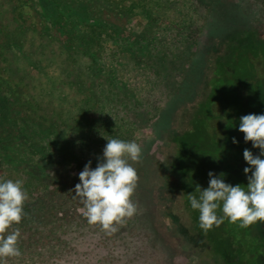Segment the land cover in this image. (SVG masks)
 I'll use <instances>...</instances> for the list:
<instances>
[{
  "label": "rangeland",
  "instance_id": "rangeland-1",
  "mask_svg": "<svg viewBox=\"0 0 264 264\" xmlns=\"http://www.w3.org/2000/svg\"><path fill=\"white\" fill-rule=\"evenodd\" d=\"M32 3L43 16L39 1ZM123 5L133 8L125 23L139 34L137 43L106 41L100 63L112 82L99 90L96 126L69 132L65 148L76 162L97 164L107 139L138 143L142 158L133 163L139 181L132 197L138 211L111 234L85 222L74 189L50 176L60 168L54 157L62 151L48 143L51 139L35 143L33 126L13 118L21 136L6 157L0 156V181L23 182L24 208L36 210L47 229L38 222L21 225L22 255L7 264H233L239 259L227 262L215 253L217 244L211 246L189 216L179 188L207 161L187 153L179 140L211 97L213 112L223 117H204L234 121L220 134L223 153L235 167L241 161L243 173L244 165L249 167L243 151L259 155L245 142L239 122L243 115L264 114V0H123ZM0 38L8 41L12 77L23 79L36 104L75 116L79 94L64 84L65 51L32 30L20 33L8 0H0ZM244 229L235 226L238 233ZM231 235L239 243L234 229ZM245 248L252 259L264 243L253 238Z\"/></svg>",
  "mask_w": 264,
  "mask_h": 264
},
{
  "label": "trees",
  "instance_id": "trees-1",
  "mask_svg": "<svg viewBox=\"0 0 264 264\" xmlns=\"http://www.w3.org/2000/svg\"><path fill=\"white\" fill-rule=\"evenodd\" d=\"M8 1L12 3L14 21L20 33L32 30L40 38L46 37L65 51L64 84L66 88L79 94V98L76 102L77 113L72 117H63L61 112L41 109L34 96L29 94L23 79L16 80L12 77L13 72L6 57L10 50L8 41L0 38V156L6 157L10 152L9 148L16 140H20L21 135L15 131L12 123L13 118L26 121L33 126L31 130L34 133L31 136L35 143L42 138L51 139L48 143L52 141L54 149L62 151L61 157L60 152L54 157L62 165L58 163L60 168H56L50 176L54 181L75 189V185L80 183L79 173L86 164L76 162L68 153L65 148L68 143L67 136L69 132L79 134L96 126L95 119L100 104L99 90L112 82L100 60L107 48L108 39L115 37L123 41L125 38L137 43L139 34L126 28L125 23L127 17L132 15L133 8L123 5V0H38L43 12V16H40L36 13L32 0ZM78 58L83 60L79 61ZM209 102L214 104L212 100ZM206 113L207 117L221 116L208 108L199 111L188 132L179 140L180 146H184L187 151H198L201 148H195V145L203 143L205 136L211 137L209 128H204L208 119L204 117ZM194 134H198L197 139L193 138ZM91 166L95 168L97 164ZM24 212L23 220L19 225H14L13 230H21V225L38 222L36 210L29 207L24 208ZM41 212L49 213L44 208ZM65 217L71 216L62 218ZM43 221L38 224L46 230L47 226H44ZM105 237L100 238L101 242ZM93 247L95 246L91 248L94 249Z\"/></svg>",
  "mask_w": 264,
  "mask_h": 264
},
{
  "label": "clouds",
  "instance_id": "clouds-1",
  "mask_svg": "<svg viewBox=\"0 0 264 264\" xmlns=\"http://www.w3.org/2000/svg\"><path fill=\"white\" fill-rule=\"evenodd\" d=\"M239 131L244 134L246 143L251 142L260 150L259 155L248 149L243 151L249 165L244 168L247 185L233 186L224 181V173L217 177L210 171L208 187L202 189L197 185L195 192L199 197L188 196L192 209L199 211V227L204 233L220 227L225 219L238 223L240 228L264 222V159L261 158L264 157V114L241 116ZM233 143H237L235 138ZM141 158L142 149L138 143L114 138L107 139L95 168L91 161L84 166L74 192L80 198L83 215L90 225H99L111 234L117 231V225H123L137 213L138 206L132 197L139 176L133 163H139ZM27 199L22 181H0V264L22 255L18 246L21 234L18 228L13 230V226L23 220Z\"/></svg>",
  "mask_w": 264,
  "mask_h": 264
},
{
  "label": "flooded vegetation",
  "instance_id": "flooded-vegetation-1",
  "mask_svg": "<svg viewBox=\"0 0 264 264\" xmlns=\"http://www.w3.org/2000/svg\"><path fill=\"white\" fill-rule=\"evenodd\" d=\"M230 79V78H228ZM232 81V79H230ZM222 83L223 81L220 80ZM260 83V81H258ZM213 95V94H211ZM212 100L211 97H209L208 101ZM214 105V104H213ZM213 105L209 102L207 104L208 110H213ZM203 109V108H202ZM201 109V110H202ZM200 110V111H201ZM216 114V113H215ZM222 116V115H221ZM228 124H234V121L230 118L224 117V119H206V123L204 128L208 129L209 137L208 141H204L200 145H195L196 147H200L198 151H187V153L191 154L192 156L201 158L203 161H207V163L204 162L202 166H198L194 169V180L193 176L191 174H187L186 176L190 180V183H183V185L180 186L179 190H183L185 193V207L189 211V216L191 217L192 221L194 222V225L199 223V211L194 210L191 207L190 201H189V194L199 197V193L195 192V188L197 185H199L202 189L207 188L209 184V176L208 173L211 171L213 172L217 177L220 176L221 173H224V181L226 183H229L233 186L237 184L247 185V177L245 173L240 172L241 169H239L241 161H237V164L235 167V161H233V158L228 155V153H223V146L222 142L220 140L221 132L223 133L225 131V127ZM238 133V132H237ZM239 136V133H238ZM177 139H179L177 137ZM180 145V143H179ZM229 156V158L227 157ZM264 159V157H263ZM248 165V164H247ZM232 166V167H231ZM246 165H244L245 168ZM231 167V168H229ZM250 175V174H249ZM192 179V181H191ZM222 215V213H218ZM236 224L230 223L227 219H225L224 223L221 224L220 227L216 228L214 227L215 231H208L207 233H204V231L201 229L200 235H204L206 239L212 240L210 245L217 244L214 248V252L221 255L224 260H227L229 262L230 259H237V262L233 261V264H264V248H261L258 251H255L253 256V260L251 259V252L245 248L247 244H250L251 240L253 238H258L259 243H264V226H261V229L258 227V223H255L251 225L250 227L244 229V232L238 233L235 230ZM234 229L235 236L238 237L239 243L236 242L233 235H231V231ZM201 238V237H200ZM214 247V246H213ZM219 247V248H218ZM252 260V261H251ZM202 262V261H201ZM200 262V264H201Z\"/></svg>",
  "mask_w": 264,
  "mask_h": 264
}]
</instances>
